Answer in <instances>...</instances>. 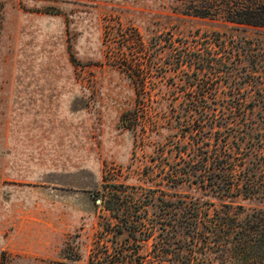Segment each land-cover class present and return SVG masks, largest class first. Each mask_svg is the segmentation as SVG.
Wrapping results in <instances>:
<instances>
[{
  "label": "rangeland",
  "instance_id": "1",
  "mask_svg": "<svg viewBox=\"0 0 264 264\" xmlns=\"http://www.w3.org/2000/svg\"><path fill=\"white\" fill-rule=\"evenodd\" d=\"M191 5L0 0V264H90L114 223L103 200L157 188L178 53L227 29Z\"/></svg>",
  "mask_w": 264,
  "mask_h": 264
},
{
  "label": "trees",
  "instance_id": "2",
  "mask_svg": "<svg viewBox=\"0 0 264 264\" xmlns=\"http://www.w3.org/2000/svg\"><path fill=\"white\" fill-rule=\"evenodd\" d=\"M191 3L227 29L181 47L184 97L162 125L157 188L103 200L114 223L90 264H264V0Z\"/></svg>",
  "mask_w": 264,
  "mask_h": 264
},
{
  "label": "crops",
  "instance_id": "3",
  "mask_svg": "<svg viewBox=\"0 0 264 264\" xmlns=\"http://www.w3.org/2000/svg\"><path fill=\"white\" fill-rule=\"evenodd\" d=\"M58 96V95H57Z\"/></svg>",
  "mask_w": 264,
  "mask_h": 264
}]
</instances>
